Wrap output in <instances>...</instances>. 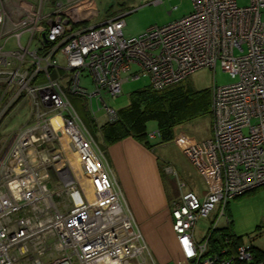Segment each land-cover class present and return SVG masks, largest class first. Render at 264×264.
Returning a JSON list of instances; mask_svg holds the SVG:
<instances>
[{
  "label": "built area",
  "instance_id": "obj_1",
  "mask_svg": "<svg viewBox=\"0 0 264 264\" xmlns=\"http://www.w3.org/2000/svg\"><path fill=\"white\" fill-rule=\"evenodd\" d=\"M9 2L0 0V125L21 103L29 115L0 144V264H18L15 246L49 234L56 252L35 249L23 256L33 255L25 264H154L105 151L73 99L96 121L95 100L97 111L114 121L117 111L104 96L121 95L122 75L133 65L138 71L126 80L147 76L161 90L218 62L235 82L213 84L211 137L182 150L206 189L202 197L187 192L169 203L172 230L190 264H264L243 243L229 255V238L211 247L220 220L229 223V202L264 186V0L245 7L236 0H191L190 14L129 39L124 14L79 27L60 1L15 10ZM157 137L158 131L147 135ZM70 155L84 187L74 186ZM60 182L70 186L71 207L64 210L50 188ZM201 220L208 226L199 236Z\"/></svg>",
  "mask_w": 264,
  "mask_h": 264
},
{
  "label": "rangeland",
  "instance_id": "obj_2",
  "mask_svg": "<svg viewBox=\"0 0 264 264\" xmlns=\"http://www.w3.org/2000/svg\"><path fill=\"white\" fill-rule=\"evenodd\" d=\"M154 1L156 0H92L89 8H87V13L90 14L88 18L91 17L92 23H95L107 20L112 16L126 15L124 16L123 34L126 39H129L141 35L150 27L162 26L179 20L190 14L192 10L191 0H162L159 3H154ZM236 1L239 7H245L248 6L250 0ZM262 19L264 20V13ZM132 69H135L134 65ZM126 76L127 74H123V77ZM187 82L196 90L209 89L211 91L213 84L224 86L234 83L235 80L222 70L218 62L213 70L209 68L196 70L188 77ZM148 85H150V80L147 76L141 77L139 80L125 82L122 85V93L119 97L111 98L105 95L104 101L109 107L118 111L129 104V96L133 91ZM89 89L92 91V86L89 85ZM93 110L96 112L97 125H103L106 117L103 111H97L95 100L93 101ZM28 115L27 103H21L9 119L2 126L0 125V144L8 137L7 133L9 131L17 130L26 121ZM147 129L150 132L149 134L156 132L157 123L155 121L148 122ZM183 129L185 131L181 134L177 132L176 139L169 143L157 145V140H150L151 147L144 148L145 154L141 155L143 159L139 164L132 167H130V164L127 167L128 169L120 168L122 171L121 176H118L113 166L112 157L106 154L108 164L114 172L123 196L124 193L130 191L144 203L148 201L147 199L158 198L163 206L164 204L167 205L166 210L169 213V203L181 194L187 192L199 196L203 194L206 187L205 183L182 153V150L185 146V139L188 137L199 140L209 138L210 117L207 115L184 124ZM94 135L97 142L103 145L100 134ZM157 139L159 140V137ZM6 149L4 148V150ZM70 157L72 160L75 158L77 161L75 155L74 157L70 155ZM70 168L76 179L75 188H79V185L84 187L86 183L80 174V169L74 170L71 165ZM166 168L172 169L173 172H166ZM68 187L70 186H67L64 182L50 187L52 191L58 193L53 201L59 210L71 207L68 205V193L70 192ZM162 210L164 211V209ZM130 213L132 214L131 211ZM227 215L229 221H232L234 234L241 237L243 244H253L257 248L264 249V186L254 192L232 199L228 205ZM219 225L222 227L226 225L224 217L220 220ZM207 226V221L201 220L197 226V234L199 236L204 234ZM35 249H44L48 253L56 252L54 237L49 234L43 236L40 243L32 242L17 245L13 249V256L18 264H25L28 260L32 261L33 255L28 259L23 258V256L27 253H34ZM21 256L24 260L20 258Z\"/></svg>",
  "mask_w": 264,
  "mask_h": 264
},
{
  "label": "trees",
  "instance_id": "obj_3",
  "mask_svg": "<svg viewBox=\"0 0 264 264\" xmlns=\"http://www.w3.org/2000/svg\"><path fill=\"white\" fill-rule=\"evenodd\" d=\"M187 80L188 78L161 90H155L148 85L133 91L129 96V104L117 111V118L101 126L87 115L78 99H73V103L91 132L100 134L103 142V145H100L104 151L126 138H132L145 148H150V140L147 139V124L150 121L157 123V145H161L173 141L175 131L182 125L207 115L211 118L210 90H196ZM211 238L212 250L221 247L224 238H229V255H234L236 247L242 243L241 237L235 235L232 230V221L223 227H216ZM250 248L254 261L264 263V250L252 244Z\"/></svg>",
  "mask_w": 264,
  "mask_h": 264
},
{
  "label": "crops",
  "instance_id": "obj_4",
  "mask_svg": "<svg viewBox=\"0 0 264 264\" xmlns=\"http://www.w3.org/2000/svg\"><path fill=\"white\" fill-rule=\"evenodd\" d=\"M37 0H10L8 3L11 10L19 9L26 4H34ZM53 3L60 1L64 7V11L70 16L75 26L84 27L91 26L100 22L92 23V18H88L90 14L87 12L92 0H52ZM55 5V4H54ZM54 5H51L52 8ZM77 8V9H76ZM83 8V10H82ZM102 22V21H101ZM135 69H131L130 72L126 73L127 76L122 78L125 82H129L126 78L130 74L137 72V66ZM132 68V67H131ZM139 80V79H138ZM124 82V83H125ZM123 83V84H124ZM116 111V110H115ZM107 122V120L105 121ZM190 123V122H189ZM187 124V123H186ZM148 125V124H147ZM183 131V125L175 131V138L177 132L181 134ZM147 129V134H149ZM209 138L211 137V118H210V129H209ZM208 139V138H207ZM158 139H154V141ZM206 140V139H205ZM191 141H200L194 137H188L185 139V144H188ZM145 147L135 141L132 138H126L118 143L111 145L107 148L105 154L112 157V163L116 169L118 176L122 171L120 168L128 169L127 167L131 164L132 166H137L141 161L142 154H145ZM107 163L108 159H107ZM111 168L110 164H108ZM113 172V171H112ZM114 173V172H113ZM206 189V187H205ZM124 191V190H123ZM204 194V192H203ZM202 195H197L202 197ZM124 199L128 209L132 212L133 218L136 224L139 227L140 232L142 233L144 240L147 244L148 251L154 261V264H190L185 261L181 250L179 249L176 236L172 230L171 216L170 211L167 212V205L162 204L158 198L156 199H147L148 201L144 203L140 201L132 192L127 191L124 193ZM229 205V204H228ZM164 209V211L162 210ZM228 213V206H227ZM228 216V215H227ZM213 219V217L211 218ZM220 226V225H219ZM253 245V244H252ZM264 250V249H262ZM150 264V262L148 261Z\"/></svg>",
  "mask_w": 264,
  "mask_h": 264
},
{
  "label": "bare ground",
  "instance_id": "obj_5",
  "mask_svg": "<svg viewBox=\"0 0 264 264\" xmlns=\"http://www.w3.org/2000/svg\"><path fill=\"white\" fill-rule=\"evenodd\" d=\"M72 157H74V155H72ZM70 162H71V166L74 170L79 169L78 168V162L75 160V158H73V160H72V158L70 157ZM78 200H80L79 197H78Z\"/></svg>",
  "mask_w": 264,
  "mask_h": 264
}]
</instances>
